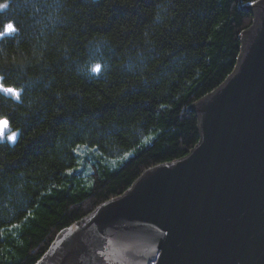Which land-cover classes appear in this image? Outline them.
<instances>
[{"label": "trees", "instance_id": "obj_1", "mask_svg": "<svg viewBox=\"0 0 264 264\" xmlns=\"http://www.w3.org/2000/svg\"><path fill=\"white\" fill-rule=\"evenodd\" d=\"M259 0H0V264L198 144L192 104L233 72ZM100 64L98 73L91 66Z\"/></svg>", "mask_w": 264, "mask_h": 264}, {"label": "water", "instance_id": "obj_2", "mask_svg": "<svg viewBox=\"0 0 264 264\" xmlns=\"http://www.w3.org/2000/svg\"><path fill=\"white\" fill-rule=\"evenodd\" d=\"M233 72L189 108L198 144L61 231L36 264H264V0Z\"/></svg>", "mask_w": 264, "mask_h": 264}, {"label": "snow or ice", "instance_id": "obj_3", "mask_svg": "<svg viewBox=\"0 0 264 264\" xmlns=\"http://www.w3.org/2000/svg\"><path fill=\"white\" fill-rule=\"evenodd\" d=\"M7 7L6 3H0V10H3ZM17 31V27L13 23H8L4 26V31L0 32V36L9 35L15 33ZM100 64H94L91 66L90 71L93 73H98L101 70ZM0 92L11 96L12 98L16 99L17 101L20 100V91L13 87H6L3 84H0ZM9 120L7 117L0 116V141H7L10 143H15L17 132L12 131L10 134L8 132L9 129Z\"/></svg>", "mask_w": 264, "mask_h": 264}, {"label": "rangeland", "instance_id": "obj_4", "mask_svg": "<svg viewBox=\"0 0 264 264\" xmlns=\"http://www.w3.org/2000/svg\"><path fill=\"white\" fill-rule=\"evenodd\" d=\"M9 132V131H8ZM9 134H10V132H9Z\"/></svg>", "mask_w": 264, "mask_h": 264}]
</instances>
